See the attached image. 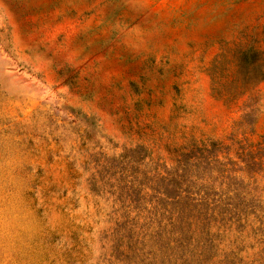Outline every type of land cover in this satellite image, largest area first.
<instances>
[{
  "label": "rangeland",
  "instance_id": "rangeland-1",
  "mask_svg": "<svg viewBox=\"0 0 264 264\" xmlns=\"http://www.w3.org/2000/svg\"><path fill=\"white\" fill-rule=\"evenodd\" d=\"M249 49L264 0H0V264H264Z\"/></svg>",
  "mask_w": 264,
  "mask_h": 264
},
{
  "label": "trees",
  "instance_id": "trees-1",
  "mask_svg": "<svg viewBox=\"0 0 264 264\" xmlns=\"http://www.w3.org/2000/svg\"><path fill=\"white\" fill-rule=\"evenodd\" d=\"M242 60L245 63L250 61L249 66L240 64L235 65L229 68V70H231V74L229 73L230 75L228 76V80H215V84H217L215 89L220 96L228 94L227 92H229V94L231 92H235L236 95L232 97V100L237 99L241 95L249 92V84L252 83L253 87H255L264 80V65H260L259 59H257L256 50L249 49L244 51L242 53ZM258 65H260V69L257 71L255 68Z\"/></svg>",
  "mask_w": 264,
  "mask_h": 264
}]
</instances>
